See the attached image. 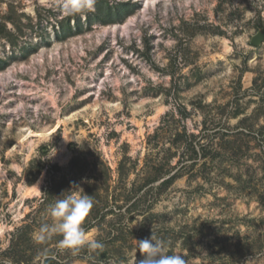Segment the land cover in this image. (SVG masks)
Instances as JSON below:
<instances>
[{
	"label": "rangeland",
	"instance_id": "obj_1",
	"mask_svg": "<svg viewBox=\"0 0 264 264\" xmlns=\"http://www.w3.org/2000/svg\"><path fill=\"white\" fill-rule=\"evenodd\" d=\"M5 16L1 264H264V0H0Z\"/></svg>",
	"mask_w": 264,
	"mask_h": 264
},
{
	"label": "trees",
	"instance_id": "obj_2",
	"mask_svg": "<svg viewBox=\"0 0 264 264\" xmlns=\"http://www.w3.org/2000/svg\"><path fill=\"white\" fill-rule=\"evenodd\" d=\"M130 8H131V4L129 1L120 2L116 6H110V5H108L107 2H103V6L101 9L99 8L98 13H100V11H101L103 13L110 15V16L112 15V17L114 19L115 18L119 19V18L124 17ZM10 19H11L10 16H5L4 20L0 18V36L7 38V40L12 42V40H10L11 31L7 27V22L10 21ZM45 148L46 147L43 146V148H42L43 151L45 150ZM193 150L196 153V149L193 148ZM75 160L76 159H73V161H72L73 167L75 166V164H74L76 162ZM53 168L58 171L62 167L58 164H54ZM174 176L175 175L168 177L166 179V181L163 182L164 183L163 185L166 186L168 183H170L174 179ZM161 187H163V186L161 185ZM89 227H91V226H87L85 230H87ZM54 255H57V256H54ZM11 256H12V254H11ZM11 259L13 262H15L14 264H23L21 257H18V258H12L11 257ZM68 260H70V259H68ZM41 264H68V263L65 261V257H63L58 251H54V249H52V248H47L43 252V260H42Z\"/></svg>",
	"mask_w": 264,
	"mask_h": 264
},
{
	"label": "water",
	"instance_id": "obj_3",
	"mask_svg": "<svg viewBox=\"0 0 264 264\" xmlns=\"http://www.w3.org/2000/svg\"><path fill=\"white\" fill-rule=\"evenodd\" d=\"M264 39V30H259L251 39L252 44L257 45Z\"/></svg>",
	"mask_w": 264,
	"mask_h": 264
},
{
	"label": "bare ground",
	"instance_id": "obj_4",
	"mask_svg": "<svg viewBox=\"0 0 264 264\" xmlns=\"http://www.w3.org/2000/svg\"><path fill=\"white\" fill-rule=\"evenodd\" d=\"M146 3H147V1H146Z\"/></svg>",
	"mask_w": 264,
	"mask_h": 264
}]
</instances>
